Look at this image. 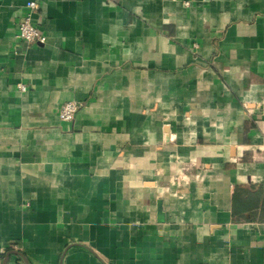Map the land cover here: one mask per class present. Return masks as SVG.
Segmentation results:
<instances>
[{
    "label": "crops",
    "instance_id": "obj_1",
    "mask_svg": "<svg viewBox=\"0 0 264 264\" xmlns=\"http://www.w3.org/2000/svg\"><path fill=\"white\" fill-rule=\"evenodd\" d=\"M27 1L0 0L1 264H264V0H36L45 43Z\"/></svg>",
    "mask_w": 264,
    "mask_h": 264
},
{
    "label": "built area",
    "instance_id": "obj_2",
    "mask_svg": "<svg viewBox=\"0 0 264 264\" xmlns=\"http://www.w3.org/2000/svg\"><path fill=\"white\" fill-rule=\"evenodd\" d=\"M192 0H185L189 5ZM39 4L36 0H28L25 4V12L18 23L17 38L26 43H45L47 37L40 31L33 20L34 12L38 9ZM18 90L25 92L27 87L24 83L18 82ZM80 108V103L75 100H69L61 104L59 108V117L63 121H72ZM5 253L4 248H0V264L2 256Z\"/></svg>",
    "mask_w": 264,
    "mask_h": 264
},
{
    "label": "trees",
    "instance_id": "obj_3",
    "mask_svg": "<svg viewBox=\"0 0 264 264\" xmlns=\"http://www.w3.org/2000/svg\"><path fill=\"white\" fill-rule=\"evenodd\" d=\"M247 192V190H245ZM240 188L235 191V213L239 214L240 208L238 207V196H240ZM249 196L246 198V209H248L251 215H254L259 209L264 212V207H260V199L264 200V189L262 187L255 188L254 191H250ZM264 206V204H263ZM252 218V217H251Z\"/></svg>",
    "mask_w": 264,
    "mask_h": 264
}]
</instances>
